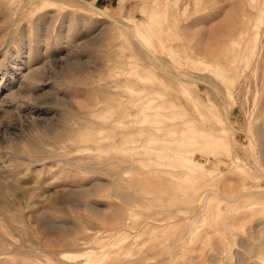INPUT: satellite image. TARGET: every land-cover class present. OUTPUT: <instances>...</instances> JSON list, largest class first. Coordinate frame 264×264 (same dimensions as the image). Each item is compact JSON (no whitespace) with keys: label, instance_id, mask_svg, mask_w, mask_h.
Returning <instances> with one entry per match:
<instances>
[{"label":"rangeland","instance_id":"rangeland-1","mask_svg":"<svg viewBox=\"0 0 264 264\" xmlns=\"http://www.w3.org/2000/svg\"><path fill=\"white\" fill-rule=\"evenodd\" d=\"M253 159L264 0H0V264H139L158 222L185 231L227 185L248 196L211 198L221 228L189 236L211 245L203 264H262Z\"/></svg>","mask_w":264,"mask_h":264},{"label":"bare ground","instance_id":"bare-ground-1","mask_svg":"<svg viewBox=\"0 0 264 264\" xmlns=\"http://www.w3.org/2000/svg\"><path fill=\"white\" fill-rule=\"evenodd\" d=\"M252 161L254 162V165L257 166V169L261 170L262 174L264 175V171H263L264 168H262L260 159H256V160L253 159ZM247 179H249L248 182H250L251 184L258 183V181H257L258 177L257 176H245L244 179H243V183L247 182L246 181ZM248 182H247V184H248ZM255 184H254V187H257V185L255 186ZM227 186H226V188L224 186L223 189H221L220 191L206 189L202 193L203 195L201 197V201L203 203H205V204H203V206H201L199 208H197L196 206H191L189 208V216L187 218L188 219V227L186 228L185 231H183V230H181V228H178L177 226H175L174 222H172V223H174V225L171 224L169 218L166 221L158 222V225H159L158 229H163L164 230V234L162 233L163 235H160V237L158 236L159 238L157 239V244L156 245L154 244L155 246H148V242L143 243V245H142L143 252L140 255L138 254L139 256L137 257L138 259H140L139 260V264H153V263L154 264H203L202 263L203 260L204 261L205 260L207 261V259L209 260L208 256H209L210 251H211V245L209 244L208 247H204V245H206V243L203 245V243H204L203 241L198 243V241H196L195 238L193 239L192 237H190L189 236L190 235V230H191L190 227H194V229L197 230L199 228L197 226L199 224V218L204 217L205 219L208 218V219L215 220V221L217 219H219V220L216 221V224L219 225V228H221V226H222L223 222L225 221L226 217H223L222 215H217L216 214L217 212L214 211L212 208H206V204L208 202L212 203V200H210V199L211 198L213 199L215 197H217V198L220 197V199L223 200L224 203H226V204H228L229 202H234V204H238V203H240L241 200H244V198H246L248 196V194H247L248 190H247V188H245V186H244V188L242 190H239L238 188H234V187L232 188V187H230V185H229V187H227ZM250 206H252V205L251 204L248 205V207H250ZM237 210L238 209L234 210V212L236 213ZM248 211H252V210H248ZM180 212H182L181 208L178 207L175 211H173L171 213H175V215L177 216L178 214H180ZM249 215H250V213H249ZM169 217H171V215ZM160 218H162V217H160ZM232 218H233V220H232L233 223H234V220L238 219L235 216H233ZM167 221H169V222H167ZM205 222H206V220H205ZM235 225H237L236 222H235ZM168 226L172 227L175 230V235L173 237H168L169 235H167L166 232H165L166 231L165 229H167ZM230 226H233V225H230ZM233 227H235V226H233ZM194 234H195V232H194ZM146 241H148V240H146ZM214 243L215 242H213V247H214L213 251L215 252V254H220L219 253L220 252L219 251L220 248L218 249L217 248L218 246H215ZM166 248H168L169 250L167 251L166 254H164L163 251ZM155 249L158 252H159L160 249H162V253H161V250H160V252L158 254H156L154 256H151L150 254L153 251H155ZM194 249L197 250L196 251L197 252L196 256H193V253H192V255L190 254L191 253L190 251L194 250ZM248 249H250V248H248ZM243 251L248 256L254 257V255H251L252 253L248 252L246 249H244ZM177 256H179V258H177ZM235 256H236V254H235ZM239 257H240V255H239ZM177 259H179V260L181 259L182 263L179 262V261H178L179 263H177ZM183 260H185L186 262L184 263ZM218 260H217V263H218ZM261 261H262V264H264V256L261 258ZM245 263H246V261H245ZM131 264H133V263H131ZM234 264H241L240 261H239V258H237V261H235Z\"/></svg>","mask_w":264,"mask_h":264}]
</instances>
